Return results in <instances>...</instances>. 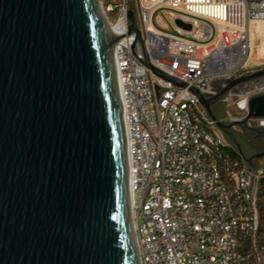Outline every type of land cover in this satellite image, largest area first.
Masks as SVG:
<instances>
[{"label":"water","instance_id":"obj_1","mask_svg":"<svg viewBox=\"0 0 264 264\" xmlns=\"http://www.w3.org/2000/svg\"><path fill=\"white\" fill-rule=\"evenodd\" d=\"M126 21V36L113 31L99 0H0V264H140L114 65L128 37L145 68L189 90L244 163L264 171V127L248 125L264 121V92L246 95L238 121L212 108L257 86L264 69L200 93L152 67L133 11Z\"/></svg>","mask_w":264,"mask_h":264},{"label":"built area","instance_id":"obj_2","mask_svg":"<svg viewBox=\"0 0 264 264\" xmlns=\"http://www.w3.org/2000/svg\"><path fill=\"white\" fill-rule=\"evenodd\" d=\"M129 10L149 64L207 95L214 82L252 72V23L262 25L264 40V0H110L108 24L124 36ZM160 11L178 36L154 27L155 19L167 29ZM132 43L116 45L114 65L140 264H252L241 242L258 228L264 171L244 163L189 90L145 68Z\"/></svg>","mask_w":264,"mask_h":264},{"label":"rangeland","instance_id":"obj_3","mask_svg":"<svg viewBox=\"0 0 264 264\" xmlns=\"http://www.w3.org/2000/svg\"><path fill=\"white\" fill-rule=\"evenodd\" d=\"M99 3L101 5L102 11L104 12L107 22L108 23L111 22L114 12L106 13V9L110 5V0H99ZM129 8L133 10L134 8L133 3H129ZM155 15L158 16L160 20L167 27V29H163L156 23L154 19L153 25L156 29L166 34L172 35V36H178L176 31H174L173 28L171 27L166 17V11H160L156 13ZM250 69L252 72L256 70L264 69V59L260 58V59H254L253 61H251ZM261 92H264V79L259 81L257 86L255 85L244 86L243 88H239L235 92L224 96L223 99L218 104L214 105L212 108L214 109L216 116L223 123H227L230 121H238L244 117L245 112L240 111L237 108V104L241 100L247 98L246 95L261 93ZM251 124L254 126L257 125L256 123H251ZM258 204H259V209L261 207H264V193L263 192H261V194L259 195ZM259 217H260V212H259ZM263 226H264V222L259 220L258 227H263ZM263 245H264V233H260L257 235V232H256L253 238H245L242 240L241 250L246 255H248L250 263L264 264V246Z\"/></svg>","mask_w":264,"mask_h":264},{"label":"bare ground","instance_id":"obj_4","mask_svg":"<svg viewBox=\"0 0 264 264\" xmlns=\"http://www.w3.org/2000/svg\"><path fill=\"white\" fill-rule=\"evenodd\" d=\"M251 31V58L264 59V40L262 35V25L259 23H252ZM121 103V100H120ZM240 109H245V100H241L238 106ZM122 109V104H121ZM128 157V152H127Z\"/></svg>","mask_w":264,"mask_h":264},{"label":"trees","instance_id":"obj_5","mask_svg":"<svg viewBox=\"0 0 264 264\" xmlns=\"http://www.w3.org/2000/svg\"><path fill=\"white\" fill-rule=\"evenodd\" d=\"M261 185L263 186V187L261 186V192L264 193V181L262 182ZM259 212H260L259 220L264 222V216H263V214H264V207H261L259 209ZM256 232H257V235L260 234V233H264V226L263 227H258Z\"/></svg>","mask_w":264,"mask_h":264},{"label":"flooded vegetation","instance_id":"obj_6","mask_svg":"<svg viewBox=\"0 0 264 264\" xmlns=\"http://www.w3.org/2000/svg\"><path fill=\"white\" fill-rule=\"evenodd\" d=\"M242 136V135H241ZM242 138L244 139V140H246L243 136H242ZM247 141V140H246ZM257 141H261L262 143H263V145H264V140H257ZM249 143V142H248ZM250 143H252V142H250ZM241 144V143H240ZM242 145V150H243V152L244 153H246V155H252V154H254L253 153V149L251 148V146L248 144H241Z\"/></svg>","mask_w":264,"mask_h":264}]
</instances>
